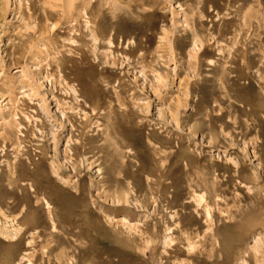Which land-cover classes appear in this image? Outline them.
<instances>
[{
  "label": "rangeland",
  "instance_id": "obj_1",
  "mask_svg": "<svg viewBox=\"0 0 264 264\" xmlns=\"http://www.w3.org/2000/svg\"><path fill=\"white\" fill-rule=\"evenodd\" d=\"M0 264H264V0H0Z\"/></svg>",
  "mask_w": 264,
  "mask_h": 264
},
{
  "label": "bare ground",
  "instance_id": "obj_2",
  "mask_svg": "<svg viewBox=\"0 0 264 264\" xmlns=\"http://www.w3.org/2000/svg\"><path fill=\"white\" fill-rule=\"evenodd\" d=\"M50 1H56V0H50ZM45 2V1H44ZM67 3H68V1H67ZM70 5H72V3H69ZM67 6H69V5H67ZM70 7V6H69ZM68 8V7H67ZM71 8V7H70ZM69 8V9H70ZM71 12L68 10V14H70ZM118 196V195H117Z\"/></svg>",
  "mask_w": 264,
  "mask_h": 264
}]
</instances>
